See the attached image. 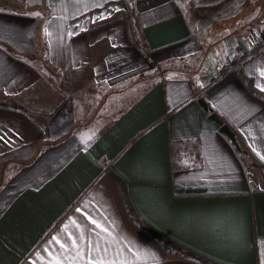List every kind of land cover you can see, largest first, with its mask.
I'll return each mask as SVG.
<instances>
[{"label":"crops","instance_id":"crops-1","mask_svg":"<svg viewBox=\"0 0 264 264\" xmlns=\"http://www.w3.org/2000/svg\"><path fill=\"white\" fill-rule=\"evenodd\" d=\"M255 25L264 0H0V264H197L130 219L109 170L164 236L264 264V187L209 118L264 166L240 76L264 94Z\"/></svg>","mask_w":264,"mask_h":264},{"label":"trees","instance_id":"trees-1","mask_svg":"<svg viewBox=\"0 0 264 264\" xmlns=\"http://www.w3.org/2000/svg\"><path fill=\"white\" fill-rule=\"evenodd\" d=\"M240 76H241L242 80H244V83L247 86V88L255 96L264 99V94H262L261 92H259L257 90V88L254 86L253 81L250 77H248V76L245 77L241 72H240ZM1 104L3 105V103H1ZM239 151L242 155V159L247 164L249 170H251L253 172L254 167L252 166V164H250V161H248V160L246 161V158L244 156L245 150L240 149ZM109 173L112 175V177L114 178V180L118 184L121 197H122V199H123V201L127 207L128 213L130 214V216H129L130 219L146 235H148L150 238L155 240L166 252L172 253V254H174L180 258H183L185 260L196 262L197 264H208V262L217 264L216 262H214V261L210 260L209 258L195 252L194 250H191L190 248H187V247L183 246L182 244L164 236L163 234H161L160 232L155 230L152 226L146 224L143 220H141L139 218V216H137L136 211L134 210V208L130 202L128 192H127L126 182H125L124 178L122 176H120L118 173L113 172L112 170H109Z\"/></svg>","mask_w":264,"mask_h":264},{"label":"rangeland","instance_id":"rangeland-1","mask_svg":"<svg viewBox=\"0 0 264 264\" xmlns=\"http://www.w3.org/2000/svg\"><path fill=\"white\" fill-rule=\"evenodd\" d=\"M244 20L249 21V18L246 17ZM249 29H252V32H250ZM246 31H247V34L248 35L250 34V36L252 37V41H254V45H253L254 49H258V47L264 45V38H262L261 40L254 39L255 35L258 38L261 37V35L258 34V27L256 25H255V27L254 26L247 27ZM133 32L135 34L134 37L137 38L136 40H134L135 45L138 46V44H139L140 46H142L143 54L146 57V54L148 51H147V49H145L146 46L144 43V39L141 36L139 27L138 28L136 27ZM262 36H264V34H262ZM158 69L161 70V66H159ZM184 73L188 74L187 71ZM150 74L151 73H145L144 72V75H143L144 79ZM250 164H252V166L254 167L253 174H254L256 185L258 187H264V166L255 160L250 161ZM208 264H212V263L208 262Z\"/></svg>","mask_w":264,"mask_h":264},{"label":"water","instance_id":"water-1","mask_svg":"<svg viewBox=\"0 0 264 264\" xmlns=\"http://www.w3.org/2000/svg\"><path fill=\"white\" fill-rule=\"evenodd\" d=\"M200 103L204 106L207 107L206 101L204 98L200 99ZM209 118L213 121H215L217 124L220 125V131L224 133L234 144L238 149H241V146L237 140L235 132L230 128V126L225 123L220 116L216 112H211L209 114Z\"/></svg>","mask_w":264,"mask_h":264},{"label":"snow or ice","instance_id":"snow-or-ice-1","mask_svg":"<svg viewBox=\"0 0 264 264\" xmlns=\"http://www.w3.org/2000/svg\"><path fill=\"white\" fill-rule=\"evenodd\" d=\"M262 75H264V73H262ZM261 91H264V88H261ZM261 158L264 159V157H261ZM97 226L99 227V225H97Z\"/></svg>","mask_w":264,"mask_h":264},{"label":"built area","instance_id":"built-area-1","mask_svg":"<svg viewBox=\"0 0 264 264\" xmlns=\"http://www.w3.org/2000/svg\"><path fill=\"white\" fill-rule=\"evenodd\" d=\"M263 46V45H262ZM262 46L258 47V48H261Z\"/></svg>","mask_w":264,"mask_h":264}]
</instances>
